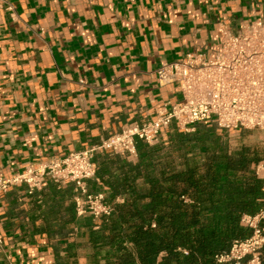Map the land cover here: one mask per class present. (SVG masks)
Segmentation results:
<instances>
[{
    "label": "crops",
    "instance_id": "obj_1",
    "mask_svg": "<svg viewBox=\"0 0 264 264\" xmlns=\"http://www.w3.org/2000/svg\"><path fill=\"white\" fill-rule=\"evenodd\" d=\"M263 16L264 0H0V175L141 125L180 101L175 85L155 80L161 64L211 58L221 26L236 32ZM88 191L107 187L94 176ZM73 197L72 184L50 179L0 193V264H87L83 224L101 221L77 217Z\"/></svg>",
    "mask_w": 264,
    "mask_h": 264
},
{
    "label": "trees",
    "instance_id": "obj_2",
    "mask_svg": "<svg viewBox=\"0 0 264 264\" xmlns=\"http://www.w3.org/2000/svg\"><path fill=\"white\" fill-rule=\"evenodd\" d=\"M226 136L212 123L192 133L172 128L165 142L137 141L135 161L112 153L93 159L112 211L96 219L98 230L90 219L83 224L94 250L87 264H214L249 237L240 222L264 208V182L252 170L264 151L231 148ZM106 249L110 258L99 259ZM260 258L264 264V244Z\"/></svg>",
    "mask_w": 264,
    "mask_h": 264
},
{
    "label": "built area",
    "instance_id": "obj_3",
    "mask_svg": "<svg viewBox=\"0 0 264 264\" xmlns=\"http://www.w3.org/2000/svg\"><path fill=\"white\" fill-rule=\"evenodd\" d=\"M218 41L220 51L211 58L188 53L182 59L161 64L155 71L159 86L177 87L179 102L157 108L141 125L113 133L97 146L29 165L10 177L0 175V193L22 184L36 189L46 179L70 183L74 187L76 216L99 219L109 216L112 209L105 202V192L88 191V181L95 173V153L107 152L135 161L137 141L153 146L171 127L178 133H192L203 123H212L227 135L258 131L264 144V16L242 22L236 32L221 26ZM252 170L264 182V154ZM263 219L264 208L255 216H243L240 224L250 230L249 237L233 242L227 253L215 258L214 264H239L244 259L246 264H262Z\"/></svg>",
    "mask_w": 264,
    "mask_h": 264
},
{
    "label": "rangeland",
    "instance_id": "obj_4",
    "mask_svg": "<svg viewBox=\"0 0 264 264\" xmlns=\"http://www.w3.org/2000/svg\"><path fill=\"white\" fill-rule=\"evenodd\" d=\"M228 144L231 148H236L241 144L256 147L264 151L263 136L258 131H241L226 136Z\"/></svg>",
    "mask_w": 264,
    "mask_h": 264
}]
</instances>
